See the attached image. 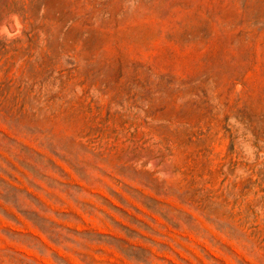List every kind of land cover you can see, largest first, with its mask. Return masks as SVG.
<instances>
[{"label": "rangeland", "instance_id": "1", "mask_svg": "<svg viewBox=\"0 0 264 264\" xmlns=\"http://www.w3.org/2000/svg\"><path fill=\"white\" fill-rule=\"evenodd\" d=\"M0 264H264V0H0Z\"/></svg>", "mask_w": 264, "mask_h": 264}]
</instances>
